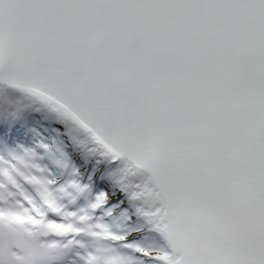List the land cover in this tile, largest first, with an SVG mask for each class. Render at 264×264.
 <instances>
[{
	"label": "snow or ice",
	"instance_id": "1",
	"mask_svg": "<svg viewBox=\"0 0 264 264\" xmlns=\"http://www.w3.org/2000/svg\"><path fill=\"white\" fill-rule=\"evenodd\" d=\"M24 97L94 163L0 156V221L67 264H264V0H0V140Z\"/></svg>",
	"mask_w": 264,
	"mask_h": 264
},
{
	"label": "bare ground",
	"instance_id": "2",
	"mask_svg": "<svg viewBox=\"0 0 264 264\" xmlns=\"http://www.w3.org/2000/svg\"><path fill=\"white\" fill-rule=\"evenodd\" d=\"M12 91H13V94H15V95H22V94H20L18 92H15L14 90H12ZM21 102L22 103H26L28 105V107L25 110L26 119H27V117H30L33 120H34V118H37V120H35V124L41 125V127H43L44 125H46V126L49 125L50 127L57 128L56 131L61 133L63 135V138L66 141H67L66 137L69 136L70 133L72 135H74L76 137V139L78 141H80V142L71 143V146L73 147V149L76 150V158L78 160H80V162L83 163L78 168L81 169L82 173L86 169L89 170V171L92 170L91 166L94 163L93 156L95 154L88 151L90 142L86 139L85 134L82 131H80V130L76 129L74 126H72L71 122H67V121L62 120L54 110H52L48 106L42 104L40 101H38L35 98L24 97ZM28 129H29V131L32 130V132H34L37 128L35 127L34 124H31V127H28ZM38 137L39 136L36 135L34 139L38 140ZM22 138H21L20 141L19 140L16 141V143H20V142L26 143L25 137L22 136ZM10 152H12L11 149H7L5 142L0 140V156H4V157L7 158V154H9ZM60 152H62V151H60ZM59 157H61V156H59ZM56 158H58V157H55V158L53 157V161H51V162H55L56 163V161H57ZM113 190H115L114 187H113ZM14 200H15V197H12V199L10 201V205L11 206H15L14 203H13ZM5 222H6V224H8L11 227H14L15 229L19 225H21V226H23L25 229H27L29 231H32V232L36 231L35 228H33V227H31L30 225H27V224L10 223L7 220H5ZM53 239L54 238H52L51 241H53ZM85 243L86 244H91L92 241H86Z\"/></svg>",
	"mask_w": 264,
	"mask_h": 264
},
{
	"label": "rangeland",
	"instance_id": "3",
	"mask_svg": "<svg viewBox=\"0 0 264 264\" xmlns=\"http://www.w3.org/2000/svg\"><path fill=\"white\" fill-rule=\"evenodd\" d=\"M69 134V133H68ZM68 137V139H67V141L68 142H66L65 144H64V146L66 147V154L68 155V158H71L72 157V154H73V150L69 147V145L71 144V143H74V141L72 140V139H70L71 137H70V135L69 136H67ZM50 141L51 142H53V140L52 139H50ZM69 143V144H68ZM21 149H19L18 151H20ZM9 155V154H8ZM8 155H7V157H8ZM43 158H45V156L44 155H41V159H43ZM46 164V163H45ZM53 172H56L57 174H59L60 172H58V171H53Z\"/></svg>",
	"mask_w": 264,
	"mask_h": 264
}]
</instances>
